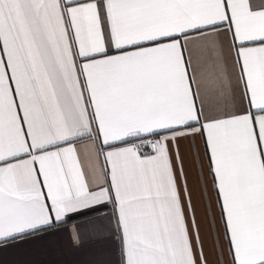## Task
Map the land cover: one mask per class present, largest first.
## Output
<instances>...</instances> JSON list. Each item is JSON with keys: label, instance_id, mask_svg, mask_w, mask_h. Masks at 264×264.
<instances>
[{"label": "snow or ice", "instance_id": "snow-or-ice-1", "mask_svg": "<svg viewBox=\"0 0 264 264\" xmlns=\"http://www.w3.org/2000/svg\"><path fill=\"white\" fill-rule=\"evenodd\" d=\"M197 134L228 264H264V0H0V247L102 250L111 206L121 264H209Z\"/></svg>", "mask_w": 264, "mask_h": 264}, {"label": "crops", "instance_id": "crops-1", "mask_svg": "<svg viewBox=\"0 0 264 264\" xmlns=\"http://www.w3.org/2000/svg\"><path fill=\"white\" fill-rule=\"evenodd\" d=\"M179 154L183 161L188 192L192 197L196 225L209 264H217L218 257L219 264H228L229 257L200 135L179 140ZM111 211L109 206L99 213L91 214L102 217L99 223L107 231L108 239L102 250L92 246L74 251L68 246L66 234L51 232L8 247H0V264H88L93 260H102L103 264H121L120 243L114 232V222L110 224L108 220ZM217 240L219 248L224 250L222 256L214 251Z\"/></svg>", "mask_w": 264, "mask_h": 264}]
</instances>
